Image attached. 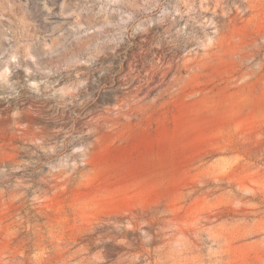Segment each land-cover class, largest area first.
Here are the masks:
<instances>
[{"label": "rangeland", "instance_id": "374dc122", "mask_svg": "<svg viewBox=\"0 0 264 264\" xmlns=\"http://www.w3.org/2000/svg\"><path fill=\"white\" fill-rule=\"evenodd\" d=\"M0 264H264V0H0Z\"/></svg>", "mask_w": 264, "mask_h": 264}]
</instances>
